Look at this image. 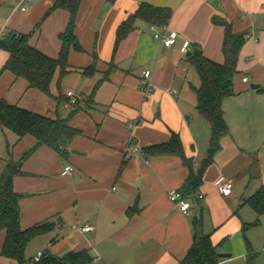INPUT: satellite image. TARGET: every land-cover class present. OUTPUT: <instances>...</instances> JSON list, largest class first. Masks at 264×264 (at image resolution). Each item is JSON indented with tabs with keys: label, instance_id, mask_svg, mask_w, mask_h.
<instances>
[{
	"label": "crops",
	"instance_id": "obj_1",
	"mask_svg": "<svg viewBox=\"0 0 264 264\" xmlns=\"http://www.w3.org/2000/svg\"><path fill=\"white\" fill-rule=\"evenodd\" d=\"M21 1L0 0V26L7 35H28L31 46L57 57L67 11L56 8L43 17L54 0ZM141 4L169 9V20L158 26L136 19L115 48L117 27ZM214 18L228 21L246 40L237 55L233 92L222 102L228 133L195 189L196 208L184 216L167 193L182 190L209 146L210 125L197 110L200 78L189 55L196 47L223 63L224 27ZM170 30L179 35L171 47L153 36ZM74 34L81 50H69V71L60 75L56 69L49 95L1 70L9 54L0 47V100L64 119L79 131L64 144L65 155L38 146L13 178V190L21 195V229L56 223L28 242L25 264L37 251L55 258L84 251L90 257L86 264H182L194 223L210 236L217 253L231 254L216 264H246L247 247L257 252L254 264H264V212L246 203L264 188V0H79ZM184 40L190 42L186 54L179 50ZM90 66L92 71H83ZM146 70L150 91L141 84ZM251 83L259 87L251 89ZM172 135L180 138L189 165L178 155L145 150ZM34 143L31 135L18 138L0 126V174ZM66 164L74 170L62 176ZM219 177L232 181L228 196L215 183ZM200 193L203 198L197 199ZM83 224L92 229L72 228ZM4 239L0 231V264H19L1 255Z\"/></svg>",
	"mask_w": 264,
	"mask_h": 264
},
{
	"label": "trees",
	"instance_id": "obj_2",
	"mask_svg": "<svg viewBox=\"0 0 264 264\" xmlns=\"http://www.w3.org/2000/svg\"><path fill=\"white\" fill-rule=\"evenodd\" d=\"M108 1L111 3L114 0ZM78 4L79 0H54L52 6L43 16H47L56 8L64 9L68 13L65 30L59 35L61 44L57 57L46 56L31 46L28 35L10 32L9 34L12 36L9 39L6 37L0 40V47L9 54L1 70L10 71L16 77L23 78L29 87L49 95V85L56 69H59L60 75L69 71L67 62L69 50L71 48L81 50L74 34ZM170 14L171 12L167 8L141 4L133 14L129 15L117 27L115 48L134 27L136 19L142 18L153 25L162 26L169 20ZM214 22L224 27L223 63H217L204 57L201 50L196 47L191 50L189 55V60L200 78V86L196 91L197 110L210 125V137L206 157L201 162L196 174H193L192 170L190 171L189 178L180 190V193L185 197H195V189L200 184L204 171L211 164L214 154L220 148L221 137L228 133V127L223 117L222 102L226 96L233 92L232 78L236 72L237 55L246 40L244 33L232 32L228 21L214 18ZM90 70L92 71V66L83 71ZM260 91L264 92V89ZM0 126L11 130L18 138L31 135L35 139L34 145L26 150L19 160L8 161L0 174V231L5 232L1 255L16 260L19 264H25L24 254L28 242L35 236L54 229L56 223L46 221L28 229H21L19 208L21 195L13 190V178L22 174L20 168L22 160L32 154L38 146L46 145L59 154L65 155L64 144L79 131L68 125L64 119H52L36 114L9 104L5 100H0ZM145 150L152 155H178L189 165L183 156L178 135H172L167 142L148 146ZM246 203L258 214L264 212V188L258 189L248 197ZM247 226L248 224H245L243 228ZM193 227L192 244L181 263L216 264L219 258L210 236L200 230L198 223H194ZM256 257L257 252L247 247L246 264H254ZM89 261L90 257L86 252L78 251L70 252L62 258L43 254L40 264H86Z\"/></svg>",
	"mask_w": 264,
	"mask_h": 264
},
{
	"label": "built area",
	"instance_id": "obj_3",
	"mask_svg": "<svg viewBox=\"0 0 264 264\" xmlns=\"http://www.w3.org/2000/svg\"><path fill=\"white\" fill-rule=\"evenodd\" d=\"M23 1V0H22ZM21 1V3H22ZM22 11L25 10V6H21L20 8ZM152 29L154 30V26H152ZM154 38L159 40L165 47H171L176 43V40L178 38V33L176 31L170 30L166 34H159L157 32L154 33ZM7 37V31L4 26H0V40L5 39ZM189 40H184L179 48L180 52L182 54H186L189 48ZM144 78L141 81V84L143 86L144 90L150 91L153 89L152 84L149 81L150 78V71L146 70L143 72ZM242 80L244 82H247L249 80L248 75H245L242 77ZM66 95L69 98V102L71 104H75L77 102V97L76 95L71 91H67ZM133 151H136V147L131 148ZM74 168L70 164H66L63 166L61 170V175L62 176H68L73 172ZM216 185L219 187L221 194L224 196H228L231 193L232 190V181L229 179H225L224 177H219L216 180ZM168 198L171 202L177 204L180 212L184 216H188L191 213V210L193 208H196L197 203H196V197H185L183 196L180 191L176 190H170L167 193ZM203 195L200 193L197 195V199H202ZM74 230H79V231H84L88 232L92 229V227L89 224H83V225H74L72 227ZM43 256L42 251H37L36 254L32 257L30 260V264H40L41 258Z\"/></svg>",
	"mask_w": 264,
	"mask_h": 264
},
{
	"label": "water",
	"instance_id": "obj_4",
	"mask_svg": "<svg viewBox=\"0 0 264 264\" xmlns=\"http://www.w3.org/2000/svg\"><path fill=\"white\" fill-rule=\"evenodd\" d=\"M11 36H12V34H8V35H7V39H9ZM258 87H259V84H254V83H251V84H250V88H251V89H257ZM230 256H231L230 253H224V252H218V253H217V257H218V258H228V257H230Z\"/></svg>",
	"mask_w": 264,
	"mask_h": 264
}]
</instances>
